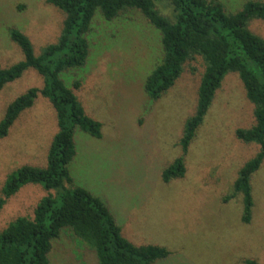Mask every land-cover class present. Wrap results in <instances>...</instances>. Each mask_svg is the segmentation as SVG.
I'll return each instance as SVG.
<instances>
[{
  "label": "rangeland",
  "instance_id": "obj_1",
  "mask_svg": "<svg viewBox=\"0 0 264 264\" xmlns=\"http://www.w3.org/2000/svg\"><path fill=\"white\" fill-rule=\"evenodd\" d=\"M247 0H223L229 11ZM166 8V7H165ZM167 14L168 10L163 9ZM64 15L46 0H0V67L24 59L9 28L26 33L36 53L56 41ZM264 37V21L251 23ZM90 56L79 71L63 75L86 113L103 124V137L78 134L70 165L76 184L106 199L136 245L154 244L172 253L155 264H264V164L254 175V216L242 222V196L232 197L241 166L258 151L235 135L254 123L253 105L237 73L226 76L185 156L184 178L165 183L161 172L183 155L180 139L198 105L205 71L200 56L189 60L174 86L158 100L144 93L146 76L160 61V34L141 13L109 22L100 16L90 35ZM81 80L75 89L73 82ZM43 78L29 69L0 90V120L8 105ZM50 101L39 96L0 140V196L6 178L24 165L44 166L57 132ZM49 192L24 186L0 212V231L19 216L32 217ZM52 264H98L95 253L69 230L54 242Z\"/></svg>",
  "mask_w": 264,
  "mask_h": 264
},
{
  "label": "trees",
  "instance_id": "obj_2",
  "mask_svg": "<svg viewBox=\"0 0 264 264\" xmlns=\"http://www.w3.org/2000/svg\"><path fill=\"white\" fill-rule=\"evenodd\" d=\"M46 1L64 15L56 41L36 53L26 33L17 27L8 30L24 59L10 67H0V90L29 69L42 76L43 86L28 89L8 105L0 120V140L9 135L22 113L32 108L39 96L53 106L58 129L46 165H24L6 178L0 212L8 199L26 185L40 184L49 193L39 201L32 217L19 216L0 231V264H52L54 242L64 230L84 242L95 253L98 264H155L172 253L165 246L136 245L127 239L109 202L76 184L71 173L70 165L78 153V134L94 139L103 137V124L86 113L63 77L87 64L89 38L99 16L114 22L137 11L159 32L160 61L146 76L143 86L152 101L174 86L187 61L200 56L205 63L197 109L186 120L180 139L183 155L162 170L165 183L185 177V156L217 91L227 75H239L253 105L254 123L248 128H238L235 135L240 141L255 145L258 151L239 169L232 197L242 196L241 219L243 223H251L255 207L252 182L264 164V37L251 29V23L264 21V0H247L236 11H229L223 0ZM163 9L168 10L167 14ZM81 85V80L73 82L75 89ZM244 264L260 263L247 258Z\"/></svg>",
  "mask_w": 264,
  "mask_h": 264
}]
</instances>
